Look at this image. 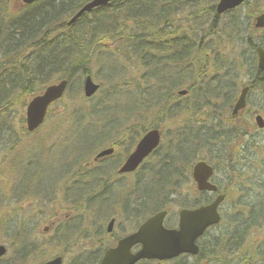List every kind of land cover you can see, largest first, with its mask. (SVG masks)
I'll return each mask as SVG.
<instances>
[{"label":"rangeland","instance_id":"rangeland-1","mask_svg":"<svg viewBox=\"0 0 264 264\" xmlns=\"http://www.w3.org/2000/svg\"><path fill=\"white\" fill-rule=\"evenodd\" d=\"M49 1L58 7L60 2L70 3L71 0H48L40 6L50 11L51 7L47 6ZM79 1L76 4L80 7L83 1L88 2L90 0ZM157 1V4L163 2V4H159L160 6L158 5L157 13L167 8L164 1ZM168 1L170 2V0ZM218 1L198 0L199 3H202L199 13H201L200 19H203L204 23L201 32L196 31V23L188 11H184L182 8L179 12L175 9L176 16L170 20L169 26L164 30L171 33L174 28L179 27L181 35L184 32H188L190 37L195 34L191 40L196 48L191 56L184 58L181 67L173 66L170 69H173V72L183 70L187 77L195 79L189 83L186 80L187 84L184 85V88L192 83L196 89L183 98L187 101L184 104L181 103L183 107L164 109L151 101L152 94L157 96V90L154 88L156 87L154 79H151V82L149 80L147 88L149 93L144 91L148 99V110L143 109L140 113L145 116L142 118L144 121L148 119L147 125L151 123L163 125L164 135L161 147L154 156L144 163L139 171V177L136 175L126 176V179L115 177L114 181L106 182L111 187L113 194L112 197L106 198V201L110 200L105 205L93 202L90 208L83 206V208L78 209L83 201L77 200L78 197L74 200L69 194H66L67 182L65 180L60 182L63 171L68 164L67 160L71 162L70 167L75 171L82 168L81 163L84 161L74 160L73 157L76 155L72 153L74 150L80 151L79 153H88V146L93 142L94 130L100 129V127L94 129L92 126L95 120V124L99 123L101 128L102 126L105 128L104 130L108 134L107 141L116 144L118 147L117 153L110 160L126 157L141 134L140 130L132 124V121L139 116L138 109L140 107L138 96L132 99L135 94L132 85L134 81L132 80L136 75L140 76L143 71L137 67L127 68L126 65L122 64L120 58L107 56V54H111L109 50L115 49L114 46H119V44L109 35L95 33V30L98 29H95L93 23L99 14L88 15L71 31L83 33L85 38L92 42L98 41L99 48L103 50L97 55L101 60L95 59V62L89 60L79 70L80 72L73 76L72 84L66 95L62 100L53 104L46 123L39 131L28 135L27 130L22 129L27 104L33 94L41 93L46 86L60 80L56 75L52 76L51 82L35 84L32 88L33 91H30L29 94H26L25 90L14 91V95L17 96L16 103L15 105L11 104L9 109L6 108L5 98L0 97V116H7L6 129L9 130L5 131L9 133H5L4 136V131L1 130L0 126V244H6L8 248V253L0 264H41L59 255L63 256L65 264H98L96 256L102 253L101 249L108 246L111 239L122 237L123 233L134 229L139 222V217L137 220L131 218L130 213L120 207L125 204L124 200H127L128 206H132L134 200L133 209L140 201L142 203L150 202V198L144 192L145 190L149 192L153 200L156 199L165 184L155 185L151 183L161 181L160 174L153 176V171H159L163 167L170 168V166L177 168L179 175L176 174L173 184L168 185L166 190L160 194V201L190 199L192 188H190L191 184L187 183L191 179L190 165L199 159H205L217 167L215 181L224 187L227 183L231 186L228 191L230 199L222 207L225 212L232 214L229 206L240 198L243 201L242 205L244 206L246 202L248 207L242 217V219H246V225L257 215L256 211L260 207L263 217L257 222L255 228L247 227L246 230L245 222L241 227L239 226V229L245 234L243 235L242 246H239L237 242L230 245V241L226 238L228 246L223 245L225 249L223 248L222 254L218 253L222 249H214L211 241L215 236H220L228 229L229 219H225L219 227L213 228L212 232L201 240L200 244L203 246V251L200 257L181 256V258L164 264H264V252L259 251L264 249V131H260L259 134L254 132V136L247 139L248 149L241 152L240 147H236L234 144L230 124L227 120L228 115L226 116L227 119L223 115L228 111L229 102L219 103V105H203L199 111L197 110L198 107H193L194 101L198 98L223 95L221 90L224 87L218 85L219 83L216 84L218 80L222 82L221 84H228L227 86L236 84L237 89L241 83L249 82L253 77L252 74L255 73L256 66L251 63L255 61V55L247 48L244 37L239 31V22H242V19H240L238 12L227 13L215 18L209 8ZM132 5L141 6L137 1ZM18 6L17 0H0V14L4 18L0 19L1 30L4 29L6 20L8 24H11L15 17L25 13L24 10L17 11L19 10ZM150 6L155 8L157 5L150 3ZM260 8L264 9V0ZM141 18L147 23L151 20ZM131 19L137 21L139 18H134L132 15ZM157 24L161 25L162 23L160 21ZM110 28L116 37V26L111 25ZM71 31L68 36H72ZM126 31V29H121L120 34L117 35L120 44L127 41L128 36L125 37L124 35ZM131 35H134L136 39L138 37L148 39L150 34L146 31H138ZM190 37L187 41L190 40ZM261 38L264 43V32ZM131 45L130 43L128 48L124 47L123 50L132 48ZM92 47L95 48L94 52L98 54L97 44L94 43ZM23 54L24 52L17 53L13 59L21 58ZM4 56H7V59L9 57L5 53ZM20 60L15 62L16 67H18ZM1 63H4V60L0 57V65ZM114 68L118 70L116 71ZM150 68L149 72L154 75L152 66ZM82 69L92 75L94 82L101 84V89L89 101V105H86L88 101H86L83 93L85 72L83 73ZM157 72L159 71L157 70ZM159 73H162V70ZM108 76L111 80L107 78ZM199 77L202 78L201 82L198 80ZM210 78L211 81L208 82ZM0 79L2 80L1 77ZM129 81L131 83L127 89ZM25 85L29 88L27 83ZM152 88L155 93H152ZM163 89H165L164 86ZM236 89L230 93H235ZM126 95L128 103L124 106L125 110L120 109L119 106V110L114 113L117 116L116 122L123 121L124 128L119 132L116 126L115 128L110 125L105 116L113 110L108 102L117 98L116 103L122 105L126 101ZM250 97V101L258 105L257 109L264 110V85L258 91L252 92ZM97 108L101 114L105 113V116L99 115L94 120V111ZM160 113L162 118L159 120ZM131 117L132 120H130ZM170 117L172 118L166 119ZM73 123H76L77 127ZM123 125L120 123L121 128ZM78 127L80 128L78 129ZM12 131L18 132V134L11 135ZM193 136L194 139L191 141ZM47 138L51 140L49 141ZM202 140L203 143L200 142ZM48 142L56 143V147L54 149L49 148L45 145ZM192 144H196L197 149L192 154L191 159L188 157L190 160L187 163L185 156H188ZM95 146H98V143ZM177 153L182 155L179 161ZM168 154L170 157L167 156ZM66 157H68L67 160ZM87 163L85 162L83 168ZM7 168H9V172ZM71 178H73L72 175H68L67 179ZM176 180L177 183H175ZM140 183L142 184L141 191L139 187H136V185L140 186ZM28 186H30L33 194L23 192ZM127 189L132 196L125 199L123 192ZM35 192L53 193V195L42 196ZM110 203H112L111 206L114 205L111 215L116 216L118 214L117 216H119L113 236H110L111 239L105 235L110 219H107L106 214L99 210V207L107 206ZM239 208L242 210L241 206ZM133 209L131 208L132 211ZM58 218H62L61 221L51 227V223ZM237 236L238 234H236V238H238ZM236 238L233 240L236 241ZM90 254L92 255L90 256ZM148 264L158 263L149 261Z\"/></svg>","mask_w":264,"mask_h":264},{"label":"water","instance_id":"water-1","mask_svg":"<svg viewBox=\"0 0 264 264\" xmlns=\"http://www.w3.org/2000/svg\"><path fill=\"white\" fill-rule=\"evenodd\" d=\"M24 3H33L37 0H22ZM114 0H93L89 5L82 8L81 11L75 15L69 25L74 23L82 14L86 11H91L92 8L103 6L108 2ZM244 0H221L217 5L216 10L219 14L225 13V11L235 8ZM258 27L264 26V15L258 18ZM260 52V68L264 70V51L259 49ZM68 83L67 80H62L59 84L52 85L47 88L41 96L35 97L29 104L27 111L28 126L27 128L35 130L39 127L45 119L46 112L52 101H55L63 96ZM99 88L98 84H95L91 76H87L85 79L84 92L88 97L95 94ZM246 89L242 92L241 98L236 105L235 111H239L245 104ZM182 92V94H185ZM161 140V134L157 129L146 134L143 140L137 145V149L132 153L127 163L122 168V171H133L140 163L144 161V158L149 155L156 147H158ZM113 149L103 151L98 155H108ZM213 173V168L207 165L205 162L200 161L194 170V177L198 183V187L201 189H215V187L208 182V179ZM224 196H219L218 199L212 203V205L202 207L197 211L184 210L181 213V225L180 230H167L163 226V219L166 215L165 212L157 214V216L151 218L142 226L136 233L125 237L121 240L118 246L112 250H109L104 261L101 264H135L140 259H170L179 256L182 252L198 253V246L195 240L202 235L203 231L218 223L220 216L218 213V205L223 201ZM113 228L110 224L109 230ZM140 242L143 245V249L137 252L136 255L131 253L132 247L136 243ZM5 253V248L0 246V257ZM46 264H62L61 257L49 261Z\"/></svg>","mask_w":264,"mask_h":264},{"label":"bare ground","instance_id":"bare-ground-1","mask_svg":"<svg viewBox=\"0 0 264 264\" xmlns=\"http://www.w3.org/2000/svg\"><path fill=\"white\" fill-rule=\"evenodd\" d=\"M89 3H90L89 1L88 2L83 1L82 2L83 5L78 10L74 9L72 5H69L68 8H64L65 7L64 5L63 6L65 10L63 11L64 21H66L71 16V14L73 13L78 14L79 10L89 5ZM137 10L141 14H143L142 10L140 9H137ZM197 11L199 13L200 8H197ZM96 12H100V10L96 9ZM170 13H171L170 8H165L159 11V13L157 14L153 13L149 18L151 20L148 19L149 23L145 22V20L142 18H139L137 19V21H134L131 19L132 15H128L124 19L118 15L112 20V23L110 25L116 26L117 30L118 29H126V30L128 29L129 30L128 33L124 34L125 37L129 36L131 39L136 41V37L131 34L138 32V31H146V33L148 34H153L156 31V29L160 26L157 23L158 22L160 23V21L162 23L163 19L169 18ZM153 16L156 19L153 18ZM0 19H4L3 16H1V14H0ZM125 19H127V21L124 24L123 21ZM78 20L79 19H77L76 21ZM8 25L9 24L7 23V20H6V25L4 29ZM20 28L21 27L19 25H11L10 28L8 29L9 30L8 32L4 34V29H3L0 33L1 34L0 36V57L2 58V60H4V63H1L0 65V77L4 79L7 83V88H5L4 82L0 79V97L5 98L4 100L6 102V108L8 109L11 107V104L15 105L16 103L15 101L17 98V96L14 95V91L12 90V87L8 84L13 83L14 85H17L18 82L20 81L19 79H21L22 76H20L21 66L16 67L14 64L12 65L11 63L7 61V56H4V53L5 55H8V56L14 53L13 51L8 52L6 49V46L11 44V47H13L14 45L18 43V45H20L22 48L30 47L32 44L30 43V41H34L36 38L42 35L41 33H43L42 30H39L38 31L39 34H35V33L29 34L26 31H20ZM46 28H47L46 34L39 39L38 43L35 42L37 46L35 49L36 52L32 56H30V61H29L30 63L28 67L23 66L25 69L26 68L28 69V74L30 73V78H29L30 84H39L40 82H43L44 80H46L47 77L50 78L51 75H53L52 73H54L53 71H50L53 69L52 67H55L56 64L58 63L60 64L61 62V61H58V58H61L64 56H70V61H71L70 64L72 66L74 65L79 70L83 68L89 60H92L94 62H95V59H98L97 61L101 60L99 59V56H97L98 54L94 52L95 48H93L90 45H85L86 40H87V38H85V35L80 32L79 33H75L74 31L72 32L71 26L64 25L60 27V25H57V24H53V25L49 24V26H47ZM70 31L72 33V36H68V33ZM107 32L110 37H112L113 39L115 38L114 32L111 28H107ZM76 48L81 49L84 53L83 54L80 53L79 50ZM114 48L115 49L117 48V49L115 50L112 48L113 50H109L111 54L110 55L107 54V56L109 58H113V56L114 58H120V61L122 62V64L126 65L127 68L130 67L131 69L132 67L147 69L148 65L150 64V61L157 57H161V55H163L164 50L166 49L163 47L157 48V49L156 48L147 49V47L146 48L138 47L137 50H133V47L132 48L129 47L128 50L126 49L123 50V48L119 46H114ZM23 51L24 50H22V52ZM79 57H81V59ZM48 70L50 72H48ZM114 70L117 71L118 69L114 68ZM82 71L83 73L85 72V70L83 69ZM176 77H177V74L175 73L170 76V78L172 79L173 78L176 79ZM107 78L111 80L110 76H108ZM258 79L259 77L256 78V80ZM84 81L85 80L83 79V82ZM130 83L131 81H129L128 86H130ZM84 84L85 82L83 83V85ZM132 85L135 91V94L132 97V99L137 96H141L143 92L141 83L135 80ZM85 99L86 101H88L86 105H89V101L91 99H87V98ZM100 114L101 113L99 112L97 108V110L94 111L95 117L99 116ZM2 117L0 116V126H1V130L4 131L3 133L5 136V133H9V132H5V131H9L6 129V122L8 119H7V116H2ZM24 118L25 119L23 120L22 129L25 128L27 130L28 118L26 117ZM142 118H145V116L140 114L138 117L139 121L137 122L139 129L142 128L143 125H146L147 124L146 122L148 121V119L144 121ZM229 118L230 116L228 115V119ZM13 132L14 131H12L11 135L18 134V132H14V133ZM50 140L51 139H49V141ZM8 143L10 145V141ZM45 145L48 146L49 148L51 147V149H54L56 147V143L48 142ZM75 155L76 156H74L73 159L76 161L78 160V161L88 162L91 158L90 154L87 152H84V153L82 152V153H78ZM87 178H88V174H87ZM73 179H76V177H73L70 180H73Z\"/></svg>","mask_w":264,"mask_h":264},{"label":"trees","instance_id":"trees-1","mask_svg":"<svg viewBox=\"0 0 264 264\" xmlns=\"http://www.w3.org/2000/svg\"><path fill=\"white\" fill-rule=\"evenodd\" d=\"M80 1H73L71 0L70 3L67 2H60L58 7L54 6V3L52 1H49L47 6L51 7L50 11L49 9L47 10L45 7H42L40 5L37 6H27L28 8L25 10V13L17 16L14 18V21L9 24L8 26H6V28L4 29V34L6 32H8L9 28L11 25H19L20 31H26L29 34H39L38 31L42 30L43 33H41L42 35L39 36L38 38H36L34 41H30L31 46L30 47H21L20 45H18V43L16 45H14L13 47H11V44L6 46V49L8 52L13 51V54H10L7 61L9 63H11L12 65H15V62L18 59H21L19 61V65L21 66V71H20V76L21 79H19L20 81L18 82L17 85H14L13 83L8 84L12 87L13 91H23L25 90L26 94H29L30 91H33L32 88L34 87L35 84H30L29 78H30V73L28 74V69L24 68L23 66L28 67L29 65V61H30V56H32L35 52H36V43L35 42H39V39L41 37H43L46 34V27L49 26V24H57L60 25V27L64 26L66 24V21H64V8H68L69 5H72V7H74V9H78L79 5L76 4ZM118 4L116 5V8L114 10H104L101 13H98L99 16L96 18V20L94 21L93 25L95 26V33L99 32L101 35H108L107 32V28L111 27V23L112 20L116 17V16H121L123 19L126 18V16L128 15H133L134 18H145V19H149L150 16L155 13L157 14V12H155V8H152L150 6V3L152 5H157V3L152 1L147 0V2H145L144 4L140 5H124L123 3H121V1L117 2ZM65 5V7L63 8V6ZM203 6H204V2H203ZM167 8H170V10L172 9V7H174L176 10H178L179 12H181V9L183 8L184 11H188V13L190 14V17L193 18V21L196 23V31L201 32V28L204 25L203 23V19L201 20V14L197 12V8H202V3H199L198 0L193 1V0H175V2H170L166 5ZM37 8V9H35ZM130 8V12L127 11V9ZM137 9L142 10L141 14ZM209 10L213 11L212 6L209 8ZM161 11V10H160ZM193 14V15H192ZM192 15V16H191ZM153 18H155L153 16ZM171 18V17H170ZM170 18L167 19H163L164 21H170ZM156 19V18H155ZM127 21V19H125L123 21V23L125 24ZM160 27V26H159ZM2 30H0L1 33ZM121 31V29H118V32ZM58 32V31H57ZM155 34H158V28L156 29V31L154 32ZM184 34V33H183ZM1 36V34H0ZM34 42V43H33ZM94 43H99L98 41H90L89 39L86 40V44L85 45H93ZM79 50L80 53H84L81 49L76 48ZM22 50H24V54L21 56V58H16L13 59V57L15 55H17V53L22 52ZM189 54H191V52H189ZM185 57L187 56V54H184ZM81 59V57H79ZM58 61H61L60 64H56L55 67H52L53 69L50 71H53L54 73H52L53 75H56L58 78H62V77H68L69 79L73 78V76H75L79 71V69L77 67H75L74 65L72 66L70 63V56H64L61 58H58ZM40 62V60H39ZM63 68V69H62ZM68 68V71H67ZM48 70V72H50ZM88 72V71H87ZM62 73V74H61ZM50 78L47 77L46 80H44L43 82H51V80L53 79L52 76ZM25 77V78H24ZM4 82V81H3ZM25 83H27L29 85V88L27 85H25ZM7 85V84H5ZM5 88H7L5 86ZM28 88V89H27ZM172 176V175H171Z\"/></svg>","mask_w":264,"mask_h":264},{"label":"flooded vegetation","instance_id":"flooded-vegetation-1","mask_svg":"<svg viewBox=\"0 0 264 264\" xmlns=\"http://www.w3.org/2000/svg\"><path fill=\"white\" fill-rule=\"evenodd\" d=\"M254 1L255 0H247V2H245L244 4H242L239 8H241V14L242 17H248L247 19H249V23L250 26L248 32H246V38L244 39L245 41H247L248 43L250 42V44L254 45L253 50L255 51V49L258 46H263V41L261 36L262 33L264 32V28H253L255 27V23H256V18L259 16V14L264 13V11H260V10H256L255 6H254ZM256 4H261L260 1H255ZM254 8L255 11L252 9ZM250 10V14L249 13ZM252 83V82H251ZM254 83V80H253ZM253 83L251 84V91H254V85ZM250 86V85H249ZM251 96V92L250 94L247 96V101H246V106L245 109L242 110L241 112H239L236 115H233V110H234V105L232 104L230 109V118H229V124H230V130L233 132L234 135V140H235V145L237 147L240 146V148L243 149H247L249 147L248 141L247 139L252 137L255 131H263L264 129H259V127L257 126V116H261L262 118H264V110L263 109H257L258 105L255 102H251L250 101V97ZM239 98V97H238ZM237 97H229L227 98V100L229 101L230 99H233L234 103L237 102L238 100ZM104 175L106 174V172L104 171H100L98 173H95V175ZM213 181V179H212ZM226 186V185H225ZM228 186V185H227ZM202 193L203 196L205 197H201V198H191L193 199L192 202V209H197L199 207H201L202 205H207L210 204L215 198L216 194H219V190L215 193H208L206 194V192H200ZM167 211H169L170 213L173 214H178L180 213V208H175L174 206H168V208L166 209ZM176 225V224H175Z\"/></svg>","mask_w":264,"mask_h":264}]
</instances>
